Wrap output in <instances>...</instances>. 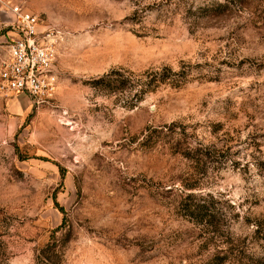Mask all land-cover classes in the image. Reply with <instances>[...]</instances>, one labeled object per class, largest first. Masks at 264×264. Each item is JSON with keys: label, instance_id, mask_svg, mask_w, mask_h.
<instances>
[{"label": "rangeland", "instance_id": "rangeland-1", "mask_svg": "<svg viewBox=\"0 0 264 264\" xmlns=\"http://www.w3.org/2000/svg\"><path fill=\"white\" fill-rule=\"evenodd\" d=\"M16 5L60 84L0 90V264H264V0H0V65Z\"/></svg>", "mask_w": 264, "mask_h": 264}, {"label": "built area", "instance_id": "built-area-1", "mask_svg": "<svg viewBox=\"0 0 264 264\" xmlns=\"http://www.w3.org/2000/svg\"><path fill=\"white\" fill-rule=\"evenodd\" d=\"M12 9L20 30L0 65V90L24 94L37 105L48 103L56 98L60 84L57 32L52 27L40 30L38 16L21 6Z\"/></svg>", "mask_w": 264, "mask_h": 264}, {"label": "trees", "instance_id": "trees-1", "mask_svg": "<svg viewBox=\"0 0 264 264\" xmlns=\"http://www.w3.org/2000/svg\"><path fill=\"white\" fill-rule=\"evenodd\" d=\"M109 82H110V79L108 80V79H106V78H104V77H102V78H99V79H97L96 81H95V83H96V85H99V86H103V87H108V85H110L109 84ZM203 209H205L204 207H202ZM196 210L198 211L199 210V213H202L203 215H205V211H203V210H200V209H198V208H196ZM192 211V210H191ZM192 213H194V212H192ZM195 215H198V214H195ZM201 215V214H200ZM201 218L203 217V216H200Z\"/></svg>", "mask_w": 264, "mask_h": 264}]
</instances>
